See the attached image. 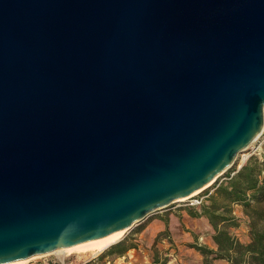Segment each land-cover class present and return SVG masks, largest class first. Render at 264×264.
<instances>
[{"label":"water","instance_id":"water-1","mask_svg":"<svg viewBox=\"0 0 264 264\" xmlns=\"http://www.w3.org/2000/svg\"><path fill=\"white\" fill-rule=\"evenodd\" d=\"M263 129L264 0H0V264L132 229Z\"/></svg>","mask_w":264,"mask_h":264},{"label":"trees","instance_id":"trees-1","mask_svg":"<svg viewBox=\"0 0 264 264\" xmlns=\"http://www.w3.org/2000/svg\"><path fill=\"white\" fill-rule=\"evenodd\" d=\"M260 167L259 159L253 156L234 176L231 177V173L237 169L229 170L226 176L228 180L217 181L212 192L207 189L205 201L189 209L191 217H204L212 228L215 249L191 245L204 256L205 264H214L216 260H226L229 264H264V179L259 178ZM233 205L242 206L248 217V221H245L248 235L243 241L232 232L242 224L233 215ZM164 221L167 228L160 233V238L170 235V221ZM136 248V243L125 239L106 250L99 259L123 257ZM152 264H169V260L155 258Z\"/></svg>","mask_w":264,"mask_h":264},{"label":"rangeland","instance_id":"rangeland-1","mask_svg":"<svg viewBox=\"0 0 264 264\" xmlns=\"http://www.w3.org/2000/svg\"><path fill=\"white\" fill-rule=\"evenodd\" d=\"M261 140H262V137L260 139L256 140V142L253 145H257ZM252 146L249 147L248 151L239 155L235 165L230 169V171L235 169V168L238 169L240 166H243L250 159V158H248V159L244 160V155H247V154L249 155L251 153V147ZM263 151H264V145H263ZM254 157H256V156H254ZM227 173L224 176L220 177L218 179V181L219 182L223 181L224 178H226V176L228 175ZM214 185H215V183H214ZM212 187H210L209 188L210 190H208V191L212 192ZM206 191H207V189L202 191L199 194H196L195 196H192V197L184 200V201L173 203L172 205H170L167 208H169V209L172 208V210L177 209L179 211L186 210L188 212L190 208L197 207V206H191V202L194 201L195 199H197V198L201 199L204 197V201H205V198L207 197V196H205V194L207 193ZM247 221H248V218H247ZM156 222H158V220ZM140 228H144V225H142L140 227L134 226L132 229L128 230V232L123 234L121 239L117 243H115L114 245L118 244L119 242H121L125 239L133 240L132 237H133V235H136V234H137L136 237L139 240L138 243L140 244V241H141L140 235L144 232V231L142 232V230L140 232H138L140 230ZM244 231H247L245 226H243L241 233L242 232L244 233ZM136 232H138V233H136ZM232 232L235 235L237 233L234 230ZM245 233H248V231ZM202 237L204 238V241H205V243L203 245L211 248L210 245L206 242L205 237L204 236H202ZM199 238H198V241H199ZM159 239H160V237L157 238L156 244H154V245L152 244V246L147 247V250L149 251V256L144 255L143 253L138 254L137 252H138L139 248H137V251L135 250V251L128 252V254L123 256V257H126L125 259H123V257H109V258H105V259H99L100 255H102L106 250L100 254H94V253H83V254L50 253V254H46V255H42V256L33 258V259L29 260L28 262H26L25 264H108L109 261L111 262V264H152V262L154 261L155 258H158L160 260L168 259L169 264H205L204 256L199 251H197V249L193 250L192 252H190V251L188 252V250H182L178 246H175V247L170 246L168 244L169 241H167L166 247L162 248L161 246H157V242L159 241ZM162 242L163 241L160 240L161 244H162ZM138 243H137V245H138ZM197 243H199V242H197ZM114 245H112V246H114ZM111 247H109V248H111ZM211 249H213V248H211ZM221 263H225V262H222L220 260L214 262V264H221Z\"/></svg>","mask_w":264,"mask_h":264},{"label":"crops","instance_id":"crops-1","mask_svg":"<svg viewBox=\"0 0 264 264\" xmlns=\"http://www.w3.org/2000/svg\"><path fill=\"white\" fill-rule=\"evenodd\" d=\"M233 215L242 221V224L239 227H236V230L234 231L237 232L236 237L243 241L247 238L248 235L247 233H245L248 231L245 222L247 221L248 217L246 216L244 208L240 205H233ZM166 219L170 221V235L166 238L161 237L157 242V246L165 248L167 241H169L168 244L172 247L178 246L182 250H188V252H192L193 250H195V248H192L191 245L198 244V238L204 236L206 242L210 245V247L213 249L216 248L212 239L211 225L204 217L193 218L189 215V212H187L186 210L179 211L177 209L172 210V208H166L164 210L156 212L155 214L151 215L150 217H148L137 225H144V228L141 229L142 232H144L140 235V244L138 243L139 240L136 237L137 234L133 235L135 239L132 241L136 243V245L138 243V254L143 253L144 255L149 256V251L147 250V247L152 246V244H156L157 238L160 233L166 230L167 227L164 221ZM157 220L158 222H156ZM243 226L246 227L247 231L241 233ZM160 240L163 241L162 244L160 243ZM137 248L131 251H137ZM220 261L225 262L221 264H229V262L226 260Z\"/></svg>","mask_w":264,"mask_h":264},{"label":"bare ground","instance_id":"bare-ground-1","mask_svg":"<svg viewBox=\"0 0 264 264\" xmlns=\"http://www.w3.org/2000/svg\"><path fill=\"white\" fill-rule=\"evenodd\" d=\"M248 158V154L244 155V160H246ZM214 182H212V184L209 185V187L207 189H209L210 187H212V185ZM202 191H204V189L197 191L196 193H194L192 196H195L196 194L201 193ZM190 196V197H192ZM188 197V198H190ZM185 198L182 201L188 199ZM129 228L120 230L118 232L112 233L106 237L103 238H99L87 243H83L77 246H72V247H68V248H63V249H59L54 251L53 253H77V254H83V253H94V254H100L102 252H104L105 250H107L109 247H111L112 245H114L115 243H117L121 237L123 236V234H125L126 232H128ZM57 254V255H58ZM39 257V256H36ZM33 257V258H36ZM31 258V259H33ZM31 259H27L21 262H17V263H13V264H25L26 262H28Z\"/></svg>","mask_w":264,"mask_h":264},{"label":"built area","instance_id":"built-area-1","mask_svg":"<svg viewBox=\"0 0 264 264\" xmlns=\"http://www.w3.org/2000/svg\"><path fill=\"white\" fill-rule=\"evenodd\" d=\"M261 137H262V140L259 142V144L257 146L253 145L251 147V153L248 155V158H251L253 156L258 157L260 164H261L260 171H259V178L262 180V179H264V151H263L264 129H263V132L258 139H260ZM240 169H241V166L236 171H233L231 173V177L234 176L238 172V170H240ZM228 179L229 178H227V177L224 178V180H228ZM203 201H204V197L201 199L197 198L191 202V206H200L203 203ZM198 242H199L198 243L199 245H203L205 243L204 238L200 237ZM125 258L126 257H123V259H125ZM108 264H111V262L109 261Z\"/></svg>","mask_w":264,"mask_h":264}]
</instances>
